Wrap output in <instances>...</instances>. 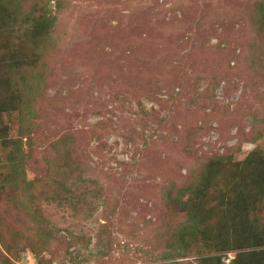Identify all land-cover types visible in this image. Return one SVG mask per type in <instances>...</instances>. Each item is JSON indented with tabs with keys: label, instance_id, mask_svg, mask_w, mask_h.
<instances>
[{
	"label": "rangeland",
	"instance_id": "1",
	"mask_svg": "<svg viewBox=\"0 0 264 264\" xmlns=\"http://www.w3.org/2000/svg\"><path fill=\"white\" fill-rule=\"evenodd\" d=\"M262 2L63 0L41 49L23 148L27 179L62 182L70 199L40 196L53 239L39 256L18 250L15 264H194L206 256L189 236L187 250L175 246L190 219L172 210L167 192L208 158L241 161L264 140ZM0 122L22 136L18 112ZM67 150L71 174L57 168ZM1 191L4 226L38 238V224Z\"/></svg>",
	"mask_w": 264,
	"mask_h": 264
},
{
	"label": "trees",
	"instance_id": "2",
	"mask_svg": "<svg viewBox=\"0 0 264 264\" xmlns=\"http://www.w3.org/2000/svg\"><path fill=\"white\" fill-rule=\"evenodd\" d=\"M62 2L0 0V121L4 114L18 112L22 135L10 137L9 127L0 122V193L5 190L12 203L17 199L21 211L38 224L35 240L43 241L41 248L34 246L32 235L6 228L0 219V264H15L12 258L22 248H31L39 256L51 243L54 229L38 204L40 196L52 200L62 192L70 199L62 182L55 187L43 178L27 179L23 148V137L31 133L37 112L41 49L51 38ZM256 23L264 33V2L257 5ZM233 155L208 158L187 184L167 192L172 210L190 219L175 246L187 250L189 236L201 242L206 254L194 264H225L223 257L229 253H234L231 264H264V140L241 161ZM70 157L67 150L59 172L68 169L71 174ZM5 167L8 171L2 173Z\"/></svg>",
	"mask_w": 264,
	"mask_h": 264
}]
</instances>
